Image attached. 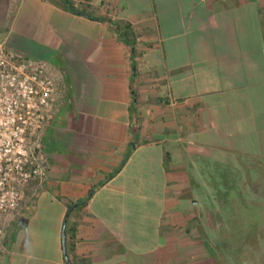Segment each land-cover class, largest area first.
<instances>
[{
	"label": "crops",
	"instance_id": "0c3cea01",
	"mask_svg": "<svg viewBox=\"0 0 264 264\" xmlns=\"http://www.w3.org/2000/svg\"><path fill=\"white\" fill-rule=\"evenodd\" d=\"M72 1L93 17L0 0L8 50L59 82L0 264H69L66 232L73 264H215L200 205L231 193L204 200V173L264 165V0Z\"/></svg>",
	"mask_w": 264,
	"mask_h": 264
},
{
	"label": "rangeland",
	"instance_id": "374dc122",
	"mask_svg": "<svg viewBox=\"0 0 264 264\" xmlns=\"http://www.w3.org/2000/svg\"><path fill=\"white\" fill-rule=\"evenodd\" d=\"M29 39L26 41L17 36L13 37V41L23 45L27 52H32V54L38 56L41 54L39 47L32 44ZM4 40L5 35L0 33V43H3ZM8 52L14 55L17 60L28 62L27 58L16 56L9 50ZM36 136L38 134H29L26 139V145L34 156L36 155L33 152V142ZM4 139L6 141L11 139V131L5 134ZM209 164L210 171L204 173L210 176L206 179L209 180V189L206 187L203 189L201 186L198 194L206 200L205 198L211 196L217 198L219 191L226 192L230 189L231 195L227 198L229 201L227 200L224 205H207V203L206 205H200L204 216L200 217L197 222L200 228L197 236L206 243L208 261L213 262L212 259H214L215 264H264V165L259 166L256 163H248L247 166L251 165L252 169L257 170L256 172L246 171L245 174V171L239 166L240 163L237 165L234 160L227 163L216 158ZM251 168L247 167V169ZM0 179H3V177H0ZM34 181H41V179ZM31 182L24 183L20 187V194L15 203L11 200L13 198L11 194L0 193V205H15L11 206L6 212L0 208V259L9 249L8 243L14 228L16 212L24 201V189ZM235 188L241 189L244 194L238 196ZM3 199H6V202L3 203ZM42 205L43 208H40V214L43 216L48 214L49 210L46 204L43 203ZM51 216H54L53 213H51ZM52 221L54 220L52 219ZM39 224L42 229L53 226L45 219L40 220ZM183 254L182 264H191L194 258L186 256V252Z\"/></svg>",
	"mask_w": 264,
	"mask_h": 264
},
{
	"label": "built area",
	"instance_id": "2783aa9c",
	"mask_svg": "<svg viewBox=\"0 0 264 264\" xmlns=\"http://www.w3.org/2000/svg\"><path fill=\"white\" fill-rule=\"evenodd\" d=\"M58 88L59 82L41 63L17 60L6 43H0V193L11 194L13 203L24 183L45 177L46 171L28 149L26 139L44 128L45 111L53 106ZM8 131L11 139L6 141ZM11 206L15 205L0 208L6 212Z\"/></svg>",
	"mask_w": 264,
	"mask_h": 264
},
{
	"label": "trees",
	"instance_id": "16d2710c",
	"mask_svg": "<svg viewBox=\"0 0 264 264\" xmlns=\"http://www.w3.org/2000/svg\"><path fill=\"white\" fill-rule=\"evenodd\" d=\"M65 7L75 13V14H80V15H86V16H90L93 17L92 15H90L86 10H80L76 7V4L72 1V0H61ZM128 29H131L132 27L129 26L127 27ZM66 238H65V246H64V250L66 251V260L68 263L71 262V258H70V252H72L74 250V246L73 244L68 240V233H65Z\"/></svg>",
	"mask_w": 264,
	"mask_h": 264
},
{
	"label": "water",
	"instance_id": "95a60500",
	"mask_svg": "<svg viewBox=\"0 0 264 264\" xmlns=\"http://www.w3.org/2000/svg\"><path fill=\"white\" fill-rule=\"evenodd\" d=\"M69 264H73L72 262H70Z\"/></svg>",
	"mask_w": 264,
	"mask_h": 264
}]
</instances>
